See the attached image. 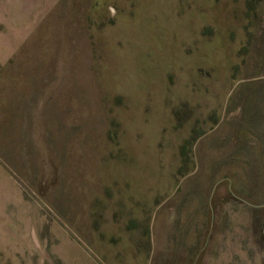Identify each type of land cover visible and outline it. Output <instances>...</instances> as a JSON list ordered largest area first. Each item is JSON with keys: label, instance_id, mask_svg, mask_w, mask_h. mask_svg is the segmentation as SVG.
Returning <instances> with one entry per match:
<instances>
[{"label": "rangeland", "instance_id": "374dc122", "mask_svg": "<svg viewBox=\"0 0 264 264\" xmlns=\"http://www.w3.org/2000/svg\"><path fill=\"white\" fill-rule=\"evenodd\" d=\"M0 264H264V0H0Z\"/></svg>", "mask_w": 264, "mask_h": 264}]
</instances>
